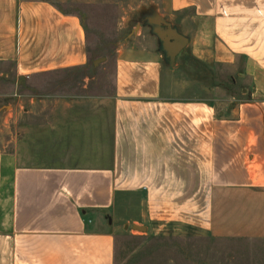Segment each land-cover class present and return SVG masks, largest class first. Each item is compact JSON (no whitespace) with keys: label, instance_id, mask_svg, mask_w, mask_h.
<instances>
[{"label":"crops","instance_id":"obj_1","mask_svg":"<svg viewBox=\"0 0 264 264\" xmlns=\"http://www.w3.org/2000/svg\"><path fill=\"white\" fill-rule=\"evenodd\" d=\"M73 2L121 7L127 38L104 95L11 105L27 120L0 150V264H116L134 227L264 240V0ZM64 3L0 0L2 77L91 66L86 23ZM158 20L188 40L174 66ZM227 72L233 90L216 78Z\"/></svg>","mask_w":264,"mask_h":264},{"label":"rangeland","instance_id":"obj_2","mask_svg":"<svg viewBox=\"0 0 264 264\" xmlns=\"http://www.w3.org/2000/svg\"><path fill=\"white\" fill-rule=\"evenodd\" d=\"M65 1V11L80 13L86 23L91 66L46 75L36 81H21L19 86L13 75L4 78L0 74L1 151H10L11 144L20 137L27 120L23 115L15 123V113L10 114L15 99L28 101L33 96L52 93L76 95L83 90L93 95H104L111 89L117 49L127 38V35L119 33L115 28L123 9L114 4L79 5L73 0ZM131 1L122 0V4L132 5ZM101 59L105 60L95 66L94 62ZM0 72L3 73L2 70ZM228 76L227 72L216 78L224 81ZM221 85L228 89L232 87L227 81ZM83 86L88 88L83 89ZM241 86L238 87L240 90H236L241 91ZM116 264H264V240L217 239L191 229L160 234L155 229L149 232L127 229L117 237Z\"/></svg>","mask_w":264,"mask_h":264},{"label":"water","instance_id":"obj_3","mask_svg":"<svg viewBox=\"0 0 264 264\" xmlns=\"http://www.w3.org/2000/svg\"><path fill=\"white\" fill-rule=\"evenodd\" d=\"M159 24L163 25L161 30L157 32L160 40L163 44V49L166 52V55L169 59V63L174 66L176 63L177 57L181 54V52L186 48L188 44L187 38L179 34L176 30L172 29L169 24H167L163 20H158ZM167 28V29H166ZM105 59H101L95 62L97 65L99 62ZM134 229L139 231H144L145 228L134 227Z\"/></svg>","mask_w":264,"mask_h":264}]
</instances>
